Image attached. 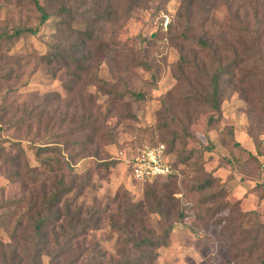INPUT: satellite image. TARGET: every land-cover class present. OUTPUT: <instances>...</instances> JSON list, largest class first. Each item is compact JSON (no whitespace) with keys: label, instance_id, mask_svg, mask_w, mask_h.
I'll return each mask as SVG.
<instances>
[{"label":"rangeland","instance_id":"obj_1","mask_svg":"<svg viewBox=\"0 0 264 264\" xmlns=\"http://www.w3.org/2000/svg\"><path fill=\"white\" fill-rule=\"evenodd\" d=\"M40 1L53 15L39 33L0 45V264H126L133 254L123 244L128 234L114 230L106 216L118 211L119 195L139 203L146 201L147 188L163 186L174 192L179 209L191 208L183 220L176 211L169 220L147 215L144 236L145 229L162 236L173 227L156 264H264V250L253 257L241 251L250 245L255 224L264 225V0H193L186 16L184 0H78L81 18L113 11L100 24L101 39L116 44L118 54L76 46L71 58H80V66L70 59L61 69L46 56L62 39L57 12L68 0ZM79 20L69 41L84 28ZM39 21L31 2L0 0V32ZM229 62L237 67L222 85L221 111L199 106L191 95L208 86L197 67ZM72 81L77 83L69 89ZM114 89L143 98L117 100ZM186 127L184 146L175 137ZM172 140L174 178L152 186L132 179V155L156 142L171 147ZM45 146H60L62 153L38 155ZM188 148L195 153L184 161ZM45 157L69 167L49 173ZM30 168L49 180L34 182ZM209 177L213 185L200 191ZM58 180L76 186L64 200L82 206L85 218L95 211L94 218L102 219L77 241L51 224L47 243L40 244L35 223L45 211L43 193L59 188ZM221 190V197L208 200ZM223 203L227 207L216 213ZM222 218L236 236L224 232L225 222H217Z\"/></svg>","mask_w":264,"mask_h":264},{"label":"trees","instance_id":"obj_2","mask_svg":"<svg viewBox=\"0 0 264 264\" xmlns=\"http://www.w3.org/2000/svg\"><path fill=\"white\" fill-rule=\"evenodd\" d=\"M19 3H26L31 2L35 8L40 12V21L36 27L26 26V25H19L12 30H4L0 32V45L2 44H10L14 40L19 39L24 34H31L37 35L40 31L41 25H43L48 19H50L53 13L49 12L45 9V4H43L40 0H17ZM78 0L72 1V3L68 0L67 3H62L60 6L59 11L57 12V16L60 17L61 26L64 28V31L60 32L59 36L62 38L60 39L59 43L53 46V50L49 52L46 56V61L48 63H56L59 69L62 68L63 64H67L72 55H74L75 47L82 46L86 47V49L92 51L94 49L96 54L105 53L107 56L109 55H117L118 46L114 43L107 42L102 40V31L103 26L100 24L102 21L110 20L111 17L114 15L113 11L107 10L104 12L95 11L92 14L91 18H81L78 15V11L84 7L82 4L77 3ZM207 1V0H202ZM131 3H134L132 1ZM206 3V2H205ZM184 13L185 16L189 15L188 13L191 10V6L193 5V0H184ZM91 10L93 8H90ZM81 19L84 23V28L78 29L76 39L74 41H69L72 32L76 27L72 28V24L74 22H78ZM81 21V22H82ZM68 38V40H65ZM64 45V46H63ZM63 46V47H62ZM116 51V52H114ZM209 51H213L209 48ZM214 57V54H210ZM84 58V57H83ZM214 59V58H213ZM212 61L216 64V60ZM182 61L187 64L185 58H182ZM74 65L80 66L81 59L74 58L73 59ZM72 62V63H73ZM143 65L147 66V63L144 62ZM213 66L209 67L207 70V64H203L202 68H198V75L203 77L207 80L208 88H204L199 91H195L191 95V99L199 104V106L208 108L210 110H214L216 112L221 111V104L223 99V84L226 83L230 78H233L232 71L236 68L235 62H229L226 65H222L219 63L217 68H212ZM79 71L75 67V71L72 72L74 79L77 81L80 77V74L77 72ZM76 81H72L70 83L72 89L73 86L77 83ZM112 92L114 93V99H122L125 95H132L138 99H142L143 95L139 93H135L129 89H125L123 92H118L116 89ZM213 120V118H212ZM210 120V121H212ZM180 138L183 141V145L186 146L187 144V127L183 128L179 133L176 134L175 139ZM175 140H172L171 147L163 142H156L150 144L151 146L156 145L158 143H163L167 146V153L170 155L174 150ZM188 154L183 158V160H188L192 158L193 154L195 153L194 149H187ZM41 152H51V153H62V148L60 146H45L40 147L37 150L38 155ZM42 165L47 169L49 173H53L56 170H62L64 167H69V163L65 160L54 159L52 157H45L41 158ZM173 164V163H172ZM31 175L34 177V182L38 181H46L49 180L50 175L43 172H35L30 168ZM176 174H169L166 176H160L155 178L152 181H145L143 184L154 185L159 183L161 179L165 178L168 181L175 177ZM60 186L52 191L49 196L43 193V202L45 204V211L44 213H40L39 217L35 223V233L38 239V243L45 244L47 243V237L49 233V227L51 224L57 225L62 233H66L68 241H77L82 235H85L88 230L97 229L100 225V221L102 217L98 216V218H94L96 216L95 211H90L88 217L83 216V207L78 205L77 202L74 200H64L69 194L72 193L73 189L76 187L74 184L70 183L68 186L64 185L63 180H58ZM73 182V181H72ZM213 185L212 178H206L203 183L199 184V190L204 191L208 187ZM263 187L264 190V183L260 185ZM149 188H153L154 190H149ZM146 189V201L133 203L129 198L128 195H119L122 199H120V203H118V211L106 216L109 219V223L112 228L116 231L121 232L122 234L126 235L123 244L126 246L131 247L133 250L132 256H128L126 259V264H156L157 258L159 257L158 249L162 246L168 245V238L173 230L172 224L168 225L166 232L162 236H156L155 233L150 230L145 229L147 235H142L141 230L144 229L143 223L146 220L148 214L151 213H158L167 220L170 219L171 214L175 211L177 212V218L180 220L186 219L188 215H186V211L191 207H186L179 209L176 205L175 199L173 194L174 192L170 191L169 186H163L161 189L149 187ZM220 195V196H219ZM223 195V190L219 191L217 194H214L208 200H214L217 197H221ZM178 201V200H177ZM228 204L223 203L215 207V212L221 211L223 208L225 209ZM208 211L211 209L208 208ZM88 213V211H87ZM103 214H106V210H103ZM252 214H256L252 212ZM124 216V217H123ZM122 219V222L120 221ZM233 219V218H232ZM225 222L223 224L224 232H229V224L222 218L219 219L217 222L220 223ZM66 227V228H65ZM72 231V233H70ZM235 227L231 229L229 232V237L236 236ZM246 239V238H245ZM244 237L239 238L238 243L240 245L244 244L246 241ZM250 245L242 249V255L253 257L257 251L264 250V225L261 223L255 224L253 230L250 234ZM61 250V248H60ZM42 251V250H41ZM43 253V252H42ZM41 253V254H42ZM264 256V251L262 252ZM57 256V254H56ZM4 257V255H3ZM37 255H35V258ZM55 257V256H54Z\"/></svg>","mask_w":264,"mask_h":264},{"label":"built area","instance_id":"obj_3","mask_svg":"<svg viewBox=\"0 0 264 264\" xmlns=\"http://www.w3.org/2000/svg\"><path fill=\"white\" fill-rule=\"evenodd\" d=\"M169 156L167 146L163 143L146 145L127 160L132 179L145 182L160 176L175 174Z\"/></svg>","mask_w":264,"mask_h":264}]
</instances>
